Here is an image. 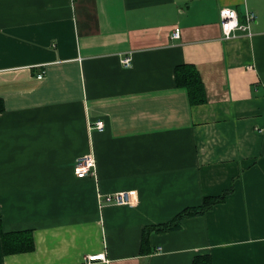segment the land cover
Masks as SVG:
<instances>
[{
	"label": "crops",
	"instance_id": "obj_1",
	"mask_svg": "<svg viewBox=\"0 0 264 264\" xmlns=\"http://www.w3.org/2000/svg\"><path fill=\"white\" fill-rule=\"evenodd\" d=\"M0 214V264H264V0H0Z\"/></svg>",
	"mask_w": 264,
	"mask_h": 264
},
{
	"label": "trees",
	"instance_id": "obj_2",
	"mask_svg": "<svg viewBox=\"0 0 264 264\" xmlns=\"http://www.w3.org/2000/svg\"><path fill=\"white\" fill-rule=\"evenodd\" d=\"M176 73H177L178 83L188 88L190 98L193 103H203L206 101L204 85L200 77V74L194 65L182 64L177 67ZM229 192L230 191H226L225 193L219 196L205 197L201 205L184 209L172 221L160 225H155L152 227H147L144 231V241L147 240L150 232L154 230L164 231V230L180 228V221L183 218L206 213L208 210L212 209L216 204L223 202L226 198V195ZM1 226H2V217L0 214V232L2 230ZM5 246H7V239L5 242ZM11 246L15 247L14 249H16L14 243H12ZM193 264H213V262L211 256L205 254V255L196 256L193 260Z\"/></svg>",
	"mask_w": 264,
	"mask_h": 264
},
{
	"label": "built area",
	"instance_id": "obj_3",
	"mask_svg": "<svg viewBox=\"0 0 264 264\" xmlns=\"http://www.w3.org/2000/svg\"><path fill=\"white\" fill-rule=\"evenodd\" d=\"M224 9H229L230 11L235 12L236 18L238 20L237 27L234 30H232L227 36L225 35V31H224L223 26H224V24H227L231 18L230 17L222 18L221 13ZM220 16H221V21H222V30H223L224 36L226 38L234 37L236 30L243 31V32H246L249 35H251V26H252L253 22L256 21V18H257V15L255 12L247 11L246 12V22L242 23L239 19V15H238V12L236 11V9L230 8V7L221 8ZM180 33H181V28L176 27L172 33V37L178 38L180 36ZM122 64L124 65V67H130L132 65L131 56L125 55L124 57H122ZM93 126L96 129L103 130L105 128V122L103 119H98L95 121ZM95 168H96V160L91 153L79 157L75 161V164H74L75 174L78 178H84L87 176L94 175L95 174ZM110 198H112L115 202L122 204V203H126L130 200L129 199L130 194H129V192L122 191V192L115 193ZM88 259L90 261L97 260V259H105V254L102 253V254H98V255H90L88 257Z\"/></svg>",
	"mask_w": 264,
	"mask_h": 264
},
{
	"label": "clouds",
	"instance_id": "obj_4",
	"mask_svg": "<svg viewBox=\"0 0 264 264\" xmlns=\"http://www.w3.org/2000/svg\"><path fill=\"white\" fill-rule=\"evenodd\" d=\"M222 18L230 17V21L224 24L225 35L227 36L232 30H234L238 25V20L236 18V13L230 11L229 9H224L221 13Z\"/></svg>",
	"mask_w": 264,
	"mask_h": 264
}]
</instances>
